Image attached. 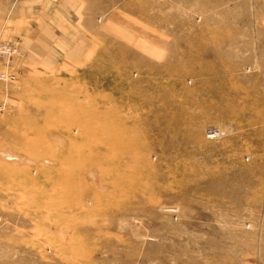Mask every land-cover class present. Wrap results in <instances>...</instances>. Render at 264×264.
<instances>
[{
    "label": "rangeland",
    "instance_id": "1",
    "mask_svg": "<svg viewBox=\"0 0 264 264\" xmlns=\"http://www.w3.org/2000/svg\"><path fill=\"white\" fill-rule=\"evenodd\" d=\"M0 264H264V0H0Z\"/></svg>",
    "mask_w": 264,
    "mask_h": 264
},
{
    "label": "built area",
    "instance_id": "2",
    "mask_svg": "<svg viewBox=\"0 0 264 264\" xmlns=\"http://www.w3.org/2000/svg\"><path fill=\"white\" fill-rule=\"evenodd\" d=\"M208 136L217 138V137L221 136V131L219 129H216V128H209Z\"/></svg>",
    "mask_w": 264,
    "mask_h": 264
}]
</instances>
